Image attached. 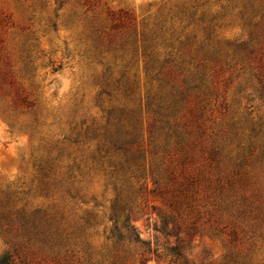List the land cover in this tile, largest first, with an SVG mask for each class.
Segmentation results:
<instances>
[{"label":"rangeland","instance_id":"obj_1","mask_svg":"<svg viewBox=\"0 0 264 264\" xmlns=\"http://www.w3.org/2000/svg\"><path fill=\"white\" fill-rule=\"evenodd\" d=\"M3 255L264 264V0H0Z\"/></svg>","mask_w":264,"mask_h":264},{"label":"trees","instance_id":"obj_2","mask_svg":"<svg viewBox=\"0 0 264 264\" xmlns=\"http://www.w3.org/2000/svg\"><path fill=\"white\" fill-rule=\"evenodd\" d=\"M124 144H125L124 142H115V141L113 143L114 147L116 148H122ZM153 182L156 183V180H154V178H153ZM21 216L22 218H25L23 215ZM21 220L26 226L29 225L31 227H34L35 228L34 230L39 232V219L36 215H31L29 218H25ZM0 264H16V263L11 261L9 255H3L2 257H0Z\"/></svg>","mask_w":264,"mask_h":264}]
</instances>
